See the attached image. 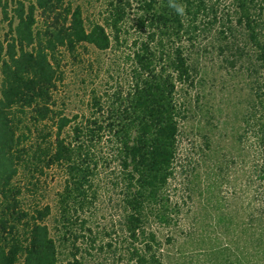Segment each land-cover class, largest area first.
Here are the masks:
<instances>
[{"label":"trees","instance_id":"trees-1","mask_svg":"<svg viewBox=\"0 0 264 264\" xmlns=\"http://www.w3.org/2000/svg\"><path fill=\"white\" fill-rule=\"evenodd\" d=\"M97 1L16 0L10 18L4 11L0 264H83L78 242H97L104 197L115 203L125 264H164L153 226H173L182 211L185 91L209 40L231 65L248 64L239 137L254 140L264 183V0H172L182 15L170 0ZM88 47L108 57L86 63ZM72 64L83 65L88 89L76 110L62 97ZM62 247L73 259H60Z\"/></svg>","mask_w":264,"mask_h":264},{"label":"rangeland","instance_id":"rangeland-1","mask_svg":"<svg viewBox=\"0 0 264 264\" xmlns=\"http://www.w3.org/2000/svg\"><path fill=\"white\" fill-rule=\"evenodd\" d=\"M15 4L16 0H0V43L9 30L4 11L10 18ZM210 42L195 62L196 86L185 91L190 111L182 124L177 179L182 211L173 226L153 228L163 242L164 264H264V183L256 171L259 153L251 137H239L252 93L248 64L231 65L219 53L216 41ZM81 57L87 63L108 56L88 47ZM82 68L67 67V91L62 97L69 101V110H76L86 98ZM89 80L91 87L94 83ZM101 201L104 209L92 221L98 240L95 244L80 240L77 258L83 264H125L124 236L111 225L117 214L111 206L115 203L108 197ZM71 250L62 247L60 259H73Z\"/></svg>","mask_w":264,"mask_h":264},{"label":"clouds","instance_id":"clouds-1","mask_svg":"<svg viewBox=\"0 0 264 264\" xmlns=\"http://www.w3.org/2000/svg\"><path fill=\"white\" fill-rule=\"evenodd\" d=\"M170 7L174 8L177 14L182 15L184 12V8L182 6L176 5L172 0H170Z\"/></svg>","mask_w":264,"mask_h":264}]
</instances>
